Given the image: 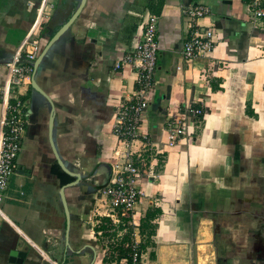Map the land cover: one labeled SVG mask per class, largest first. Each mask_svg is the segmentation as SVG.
Instances as JSON below:
<instances>
[{
    "label": "crops",
    "instance_id": "0c3cea01",
    "mask_svg": "<svg viewBox=\"0 0 264 264\" xmlns=\"http://www.w3.org/2000/svg\"><path fill=\"white\" fill-rule=\"evenodd\" d=\"M40 2L0 0V85L9 63L27 62L17 53ZM191 3L209 8L199 24L214 28L215 45L209 56L183 61L181 10ZM79 7L76 32L68 28L34 70ZM147 11L159 17V49L140 129L158 152L135 207L141 264H264V29L249 24L247 0H55L31 63V81L46 97L31 81L19 88L26 125L2 193L0 264H110L127 256L130 230L121 235L92 210L109 177L116 107L137 77L132 64L113 65L138 44ZM186 108L204 114L186 118L185 136L165 146L166 121L182 119ZM133 150L140 154V142ZM56 155L81 176L77 184L68 186L76 179Z\"/></svg>",
    "mask_w": 264,
    "mask_h": 264
},
{
    "label": "built area",
    "instance_id": "2783aa9c",
    "mask_svg": "<svg viewBox=\"0 0 264 264\" xmlns=\"http://www.w3.org/2000/svg\"><path fill=\"white\" fill-rule=\"evenodd\" d=\"M55 7V0H41L31 31L19 46L17 55L23 53L26 63L16 59L7 65V78L0 85V204L2 193L14 172L15 160L21 149L25 130V93L19 88L27 87L31 81L33 67L40 52L39 37L43 27L49 22ZM248 22L253 28L264 29V0H247ZM209 8L202 3H191L181 10L184 39L180 50L183 61H193L213 53L215 30L201 26L199 20L208 16ZM159 17L152 12L144 13L140 22V40L125 57L114 63L119 71L124 65L132 64L137 70L135 89L128 98L122 99L116 107L112 133L115 138L111 149L110 172L106 185L95 198L92 210L94 219H107L121 235L130 230L132 244L126 257L110 264H141L139 222L135 207L145 196L140 183L152 175V153L157 147L141 132L146 122V113L154 88V74L157 64ZM202 108H186L182 119L170 118L164 132L167 147H174L186 134V118L200 117ZM140 142V154L133 150ZM147 153V159L143 154ZM138 155V156H137ZM1 213V210H0ZM98 222V221H97ZM100 223V222H99ZM100 235V233H99Z\"/></svg>",
    "mask_w": 264,
    "mask_h": 264
},
{
    "label": "water",
    "instance_id": "95a60500",
    "mask_svg": "<svg viewBox=\"0 0 264 264\" xmlns=\"http://www.w3.org/2000/svg\"><path fill=\"white\" fill-rule=\"evenodd\" d=\"M80 11V7L75 11V13L68 19V21L61 26V28L52 36V38L49 40V42L46 44L45 48L43 49L42 53L40 54V56L38 57V59L36 60L35 64H34V70L37 67L38 63L40 62L41 58L44 56V54L49 50V48L64 34V32L68 29L71 28V31L73 33H75L76 28L73 24L75 18L77 17L78 13ZM31 87L34 88L35 90H37L39 93H41L42 95L45 96V94L43 92H41L37 86L35 85L34 80L31 81ZM46 97V96H45ZM47 99V98H46ZM56 160L57 163L59 164V166L63 169V171L74 177L76 180L74 182H71L68 184V186H73L75 184H77V181H79L81 179V176L79 174L73 173L68 171L65 166L63 165L62 161L60 160V158L56 155ZM61 194V198L63 200V206H64V211L66 216L68 217V211H67V207H66V203L64 201V197H63V192H60Z\"/></svg>",
    "mask_w": 264,
    "mask_h": 264
},
{
    "label": "trees",
    "instance_id": "16d2710c",
    "mask_svg": "<svg viewBox=\"0 0 264 264\" xmlns=\"http://www.w3.org/2000/svg\"><path fill=\"white\" fill-rule=\"evenodd\" d=\"M104 229V226L102 227V230Z\"/></svg>",
    "mask_w": 264,
    "mask_h": 264
}]
</instances>
